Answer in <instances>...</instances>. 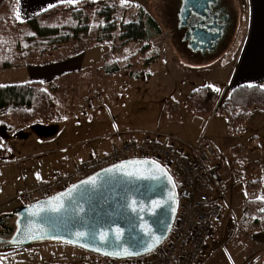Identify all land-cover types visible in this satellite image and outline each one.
<instances>
[{"label": "rangeland", "instance_id": "1", "mask_svg": "<svg viewBox=\"0 0 264 264\" xmlns=\"http://www.w3.org/2000/svg\"><path fill=\"white\" fill-rule=\"evenodd\" d=\"M229 1L233 9L230 15L233 22L224 47L235 49L244 24V4L241 0ZM177 2L127 0L121 21L137 20L141 10L144 15H151L156 20L161 29L160 34L122 43L118 24L108 42L94 43L81 37L59 59H52H69L74 63L81 60V68L77 64L59 81L53 82L56 111L60 118H77L79 115L93 118L96 112L103 111V117L112 123L118 120L121 124L130 125L127 126L130 129H160L170 137L189 144L203 137L214 149L213 161L218 163L228 186L225 201L221 200V216L232 215L240 219L245 199L264 197V110L252 107L241 132L237 134L229 131L224 115L213 113L211 116H197L184 111V99L190 91L209 85L221 92L230 80L226 79L228 67H219L226 60L225 57L220 59L222 51L194 54L182 44ZM99 8L100 5L97 6ZM22 21L21 36L30 32L25 21ZM144 44L146 50L142 52L141 58H156L155 63L141 68V77L146 74V70L151 75L146 91L137 90V87L145 85L144 79L106 76L105 65L113 61H125ZM9 78L0 77V84H11L7 82ZM163 85L165 90L160 91ZM78 105L83 107L78 108ZM34 122L41 121L17 122L10 119L6 110H0V140L6 144L17 142L20 137L29 140L30 133H33L29 124ZM20 156L11 153L0 157V218L7 213L5 216L9 219L11 212L19 205L18 196L36 188L26 187L20 182L19 169L26 166L29 160H21L19 164L9 162L21 159ZM256 179L261 180L258 189L245 187L247 182ZM248 248L245 237L237 231L229 242L220 241L217 258L209 259L204 264H237V258L241 253L246 255ZM81 251L79 247L56 240L35 241L24 247L0 243V264H45L49 262L51 252L57 254L59 260H65ZM39 257L42 262L38 260Z\"/></svg>", "mask_w": 264, "mask_h": 264}, {"label": "trees", "instance_id": "2", "mask_svg": "<svg viewBox=\"0 0 264 264\" xmlns=\"http://www.w3.org/2000/svg\"><path fill=\"white\" fill-rule=\"evenodd\" d=\"M241 2L245 4V0ZM15 6L16 0H0L1 71L59 59L81 37L94 43L108 42L118 24L122 43L147 39L161 32L156 20L151 15H144L141 10L137 20L122 22L126 5L121 0H79L74 6L54 4L25 19L30 32L21 36V20L16 18ZM145 50L146 44L125 61L105 65L106 76L141 77V68L156 62L155 57L141 58ZM149 75L146 70L144 76ZM0 85H3L0 87V110H6L11 120L31 122L38 119L47 122L56 117V105L50 93L53 82L49 83L48 90L42 88L38 81ZM248 85L233 87L223 97L214 87H198L185 97L184 111L197 116L219 113L226 117L230 132L240 133L252 107L264 110V86ZM173 180L175 182L174 176ZM260 186V179L245 184L247 189H258ZM261 209H264L263 199L251 198L243 202L246 227L251 232L264 230V211Z\"/></svg>", "mask_w": 264, "mask_h": 264}, {"label": "crops", "instance_id": "3", "mask_svg": "<svg viewBox=\"0 0 264 264\" xmlns=\"http://www.w3.org/2000/svg\"><path fill=\"white\" fill-rule=\"evenodd\" d=\"M57 3H61L60 0H16L15 12L19 11L21 20H25L49 8V5L53 6ZM243 14L244 24L242 31L239 32L237 47L235 49L233 47H224L221 52L220 59L225 57L226 60L225 63L222 61L219 67H228L226 79L230 80V83L226 85L227 87L223 88L221 92L219 90L222 97L230 89L238 85L259 84L264 86V0H245ZM76 65L81 68V60L75 63L70 62L69 59L50 60L41 64L1 71L0 77H10L7 82L11 84L38 81L41 83L42 88L48 90L50 82L59 81L70 70L76 68ZM136 79H144L143 81H145V85L137 87V90L146 91L148 89L146 85H149L151 75ZM161 90H165L164 85ZM50 93L55 101L52 89ZM94 95L97 96L96 93ZM77 107L83 106L78 105ZM55 113L56 117L50 121L29 124L30 131H33L29 135V140L20 137L17 142L11 144H6L5 141L0 140L1 158L11 153H17L22 156H20L21 159H17V162H9L19 164L21 160L30 161L26 166L19 169L21 174L20 182L26 187L34 188L38 183L50 181L57 174L70 173L80 161L91 155L102 156L108 153L113 146L132 137L142 139L147 132L152 131H158L163 135L169 136L160 129H130L127 127L130 125L121 124L118 120L112 123L103 117V111L96 112L93 118H87V116L82 118L85 115H79L77 118H72L71 116L60 118L57 111ZM213 113L216 114V112ZM213 113L208 116L213 115ZM116 131H119V133L109 135V133ZM212 163L219 167L218 163L213 160ZM222 200L225 201L224 196ZM228 206L231 207L229 204ZM229 209L231 210V208ZM12 216L11 212L10 217ZM237 231L242 233L249 247L246 255L241 253L237 258V264H248L249 262L264 264V230L249 231L246 227V215L244 212L240 219H235L232 215L221 216L200 264L215 258L218 251V243L220 241L229 242L234 238ZM78 253L75 252L74 254Z\"/></svg>", "mask_w": 264, "mask_h": 264}, {"label": "water", "instance_id": "4", "mask_svg": "<svg viewBox=\"0 0 264 264\" xmlns=\"http://www.w3.org/2000/svg\"><path fill=\"white\" fill-rule=\"evenodd\" d=\"M192 2L193 0H183L179 25L187 22ZM153 161L155 160L147 157L122 159L79 178L49 196L17 206L12 211L15 219L11 234L7 238L0 236V243L24 247L35 241L56 240L115 258L139 257L152 252L168 237L178 208L177 188L173 187L171 174L158 162L153 164ZM157 165L166 169L167 175L162 176ZM130 172L134 175H128ZM167 176H171V182ZM92 180L95 181L94 185L90 182ZM85 181L89 183H83ZM69 189H72L71 195H67ZM57 196L61 197L66 211L41 213L40 217L30 215L35 210L34 206L48 208L54 205L56 201L53 198ZM170 196H174V199H169ZM153 201L158 202L161 207L155 208ZM81 208L83 211H80ZM49 217L56 220L50 231ZM28 226L41 228L47 235L42 239H27L24 229ZM116 229L122 231V246L139 253L138 255L125 256L122 252L119 255H105V251L115 253L118 249L105 246L98 239L77 241L75 238L78 231L115 236ZM149 230L161 242L152 251L146 252L145 247L152 244V239L146 234ZM82 244L87 247L81 246ZM96 248L100 250L97 251Z\"/></svg>", "mask_w": 264, "mask_h": 264}, {"label": "built area", "instance_id": "5", "mask_svg": "<svg viewBox=\"0 0 264 264\" xmlns=\"http://www.w3.org/2000/svg\"><path fill=\"white\" fill-rule=\"evenodd\" d=\"M213 156L214 149L203 138L189 144L157 131L147 132L144 138L127 139L102 156H89L70 173L57 174L48 182L38 183L34 190L21 193L18 202L27 204L48 196L77 178L122 159L151 158L168 169L177 184V213L162 244L139 257H105L83 250L72 258L59 260L51 252L45 264H200L221 218V200L228 190L219 167L212 163ZM38 260L42 262L40 257Z\"/></svg>", "mask_w": 264, "mask_h": 264}, {"label": "flooded vegetation", "instance_id": "6", "mask_svg": "<svg viewBox=\"0 0 264 264\" xmlns=\"http://www.w3.org/2000/svg\"><path fill=\"white\" fill-rule=\"evenodd\" d=\"M177 1L179 24L183 0ZM232 13L233 9L229 0H193L187 22L179 25L182 44L194 54L219 53L224 48L226 37L232 26L233 19L230 17ZM14 219V216L9 219L5 216L0 218L1 237L10 236Z\"/></svg>", "mask_w": 264, "mask_h": 264}, {"label": "snow or ice", "instance_id": "7", "mask_svg": "<svg viewBox=\"0 0 264 264\" xmlns=\"http://www.w3.org/2000/svg\"><path fill=\"white\" fill-rule=\"evenodd\" d=\"M61 3H67L69 5H75L78 3V0H60ZM122 4L127 3V0H121ZM49 7H52V5H49ZM16 18L18 20H21L20 17V13L19 11H17L16 13ZM21 22H23L21 20ZM0 87H3V85H0ZM212 87V86H209ZM248 87H253V85L249 84ZM216 91H219V89H216ZM153 164H156L157 162L153 161ZM157 168L160 170V173L162 176L167 175V171L166 169L161 168L159 165H157ZM128 175H134V173H128ZM158 178V177H157ZM167 179L171 182L172 178L171 176H167ZM93 185L95 184V181L92 180L90 181ZM85 184L89 183V181H85L83 182ZM76 186H73V188H75ZM173 187H175V184L173 183ZM72 193V189L68 190L67 195H71ZM63 195V194H62ZM56 203L48 208H41L39 206H34L35 210L32 211L30 213L31 216L33 217H40L41 213H45L47 214L48 212H54V213H61L66 211L64 203L61 200L60 196H57L55 198H53ZM169 199H174V196H170ZM260 199H264V197H261ZM153 205L155 208H159L161 207V205L156 202L153 201ZM80 211H83V209L81 208ZM133 211H135V209H133ZM173 211H175V209H173ZM261 211H264V209H261ZM48 223L50 225L49 231L51 230V227H54L56 224V220L52 219L51 217L48 218ZM31 224V222H30ZM116 235L115 236H111L109 234H105V233H99V232H76L75 233V238L77 241L83 240V239H93L96 240L98 239L99 242L105 246H112L118 249L117 252L112 253V252H107L105 251L104 254L105 255H119L121 252L123 253V255L125 256H131V255H138L139 253L134 252V251H130L128 248H124L122 246V231L120 229H116ZM146 234L152 239V244L149 246L145 247V251L146 252H150L153 250V248L155 247V245L159 244L161 242L159 237H155L153 236V233L149 230L146 232ZM24 235L27 239H42L44 238L45 235H47V232H43L41 230V228H33L32 226H28L24 229ZM81 246L83 247H87V245L82 244ZM95 250L99 251V248H96Z\"/></svg>", "mask_w": 264, "mask_h": 264}]
</instances>
